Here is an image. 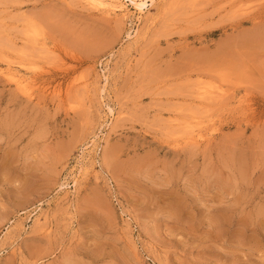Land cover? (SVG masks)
I'll list each match as a JSON object with an SVG mask.
<instances>
[{"label": "rangeland", "instance_id": "rangeland-1", "mask_svg": "<svg viewBox=\"0 0 264 264\" xmlns=\"http://www.w3.org/2000/svg\"><path fill=\"white\" fill-rule=\"evenodd\" d=\"M107 1L0 0V264H264V0Z\"/></svg>", "mask_w": 264, "mask_h": 264}, {"label": "bare ground", "instance_id": "bare-ground-1", "mask_svg": "<svg viewBox=\"0 0 264 264\" xmlns=\"http://www.w3.org/2000/svg\"><path fill=\"white\" fill-rule=\"evenodd\" d=\"M91 1H93V2H96V3H98V4H100V5H105L108 1L107 0H91ZM149 1V0H148ZM151 1V0H150ZM154 0H152V2H153ZM130 2L137 8V9H139L141 12L144 10V8L146 7V5H147V0H130ZM94 4V3H93ZM108 4H109V2H108ZM107 4V5H108ZM111 4V3H110ZM112 5V4H111ZM115 5V4H114ZM95 6V5H94ZM98 6V5H97ZM253 33V32H252ZM250 40V39H249ZM256 40V39H255ZM244 42V41H243ZM252 42V41H251ZM242 44V43H241ZM249 44V43H248ZM8 68V67H7ZM12 68V67H11ZM1 69V68H0ZM11 71V69H9V72ZM13 71L14 70H12V73H13ZM5 72H6V70H5ZM2 73V72H1ZM11 73V74H12ZM5 74H7V73H5ZM8 74H10V73H8ZM10 74V75H11ZM9 75V76H10ZM22 75V74H21ZM7 76V75H6ZM15 76V75H14ZM25 76V75H24ZM30 77V76H29ZM7 78V77H6ZM15 78V77H14ZM10 79H12V78H10ZM21 79V78H20ZM20 79H19V82H20ZM22 79H23V77H22ZM18 80V79H17ZM16 80V81H17ZM27 80V79H26ZM7 81H9L11 84L13 83V82H11L8 78H7ZM16 81H14V82H16ZM23 81H25V80H23ZM18 82V83H19ZM19 84H21V83H19ZM15 85H16V83H15ZM25 90H26V85H25ZM30 90V89H29ZM28 91V90H27ZM210 95H211V93H210ZM212 95H213V93H212ZM32 96V95H31ZM198 133V132H197ZM197 133H196V135H197ZM200 133V132H199ZM200 134H202V133H200ZM200 134H198V135H200ZM193 136V135H192ZM201 136H203V135H201ZM195 137V136H194ZM195 139V138H194ZM194 139H192V140H194ZM203 139V138H202ZM198 140V139H197ZM194 142V141H193Z\"/></svg>", "mask_w": 264, "mask_h": 264}]
</instances>
